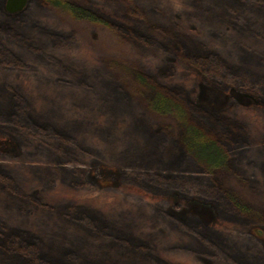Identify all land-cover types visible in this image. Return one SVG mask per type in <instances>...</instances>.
<instances>
[{
  "label": "trees",
  "instance_id": "16d2710c",
  "mask_svg": "<svg viewBox=\"0 0 264 264\" xmlns=\"http://www.w3.org/2000/svg\"><path fill=\"white\" fill-rule=\"evenodd\" d=\"M195 1L200 4V8L212 11L211 15H200V20L209 28L208 30L216 32V35L223 34L216 14L221 13L222 16L227 14L235 20L234 26L250 33L240 38L243 39L241 47L250 50L258 57H264V0ZM203 1L207 3L204 6ZM236 2L239 8L236 7ZM47 3L53 6L59 5L62 8L69 7L66 9L72 16L86 20L89 18L88 20L93 23L98 22L104 25L115 35L120 36L121 42L131 41L135 52L140 55L158 56L161 48L152 45L141 35V32L107 20L103 22L96 13L91 12L89 15L86 11L77 12L79 7L74 9L73 6L58 3L57 0H47ZM117 4L123 5L122 7L126 8L128 15L131 16L133 15L130 12L136 11L137 8L144 6L146 9V5L152 7L149 0H141V2L140 0H121ZM216 6L219 12H216ZM256 13L259 15H255ZM39 17L42 20L41 16L35 14L23 18L0 11V30L7 36L5 40L9 50L7 52L11 53L8 60L15 58L21 67H31L35 71L40 69L39 66L46 68L45 71L41 68L45 75L37 77L38 91H47L40 89L54 84L55 88L61 89H58L60 92L49 91L55 92L60 98L65 94L64 89L69 86L67 75L73 71L78 73L79 79L86 80L90 77L99 79V84L95 83V86L105 84L106 88L102 93L103 96L100 97L101 104L98 109L94 107L92 97L90 99L92 92L86 89L84 94L80 91L74 92L76 101L71 94L68 101L60 100L61 103L55 102L54 93L47 91L43 93L41 99L48 104L40 107V111L35 110L36 102L39 100L36 95L26 93L25 90L22 94L17 91L15 93V89L21 90L22 85L7 83L0 78V92H10L11 103L13 104L14 101L16 103L12 113L0 121V129L8 130L17 138L18 135L22 136V139L27 142L32 140L38 150L48 146L52 150L53 147L55 152L62 155L63 163L76 165L58 170L60 173L55 171L56 176L51 179V182L56 181L58 177L68 186L83 184L87 170L74 161H78L76 156L79 154L85 156L87 153H92L98 161H104V165H114L113 167H119L122 170L132 169L127 172V175L135 176L136 180L139 179L138 173L142 174L141 179H144L145 184L155 185V205L149 203L136 205L142 217L148 215L152 219V224H149L147 229L138 230L133 225L132 218L125 217L126 214L121 213L122 217L119 220L121 226L116 225L117 230L114 229V233H109L105 225L108 224L105 221L109 220L108 215L93 212L92 215L99 221H88L83 218L87 207L79 202L53 199L43 194V188L48 189L46 186L42 189H38V186L31 187L29 185L31 177L21 170L19 163H10L9 160L20 159L22 155H31L39 151L33 146L34 150L30 153L25 150L24 143L19 144L13 141L9 144L10 146L0 147V187L7 191L2 197L7 205L6 209L4 208V214L0 209V237L6 236L2 243L0 242V264H183L179 259L175 260L174 257H178L174 256L175 250H184L188 253L194 251L199 257L205 259V264H264V255L261 254V250L263 253L264 251L255 235L246 231L237 235L228 232L222 235L214 226L210 230L202 229L200 222L195 224L189 220L184 222L177 218L176 213H171L173 208H170L175 207L172 204L176 196L182 195L186 202L201 198L208 201L211 206H216V214L221 215L226 222L234 221L235 225L250 223H252L251 226L264 225V205L252 202L256 196L264 198V172L260 175L261 177L245 172L244 178H241L242 182L237 184L222 181L217 173L218 169H227L229 160L233 158L236 161L238 159V162L241 159L251 161L248 149L250 144L242 134H240L242 138H238L237 135L244 129L243 122L239 118H234L232 122L231 119L221 121L214 113L211 115L202 110L198 113L196 109L198 105L190 104L187 97L184 99L191 105L189 112L187 111V119H184L186 110L181 106L179 108L168 105L161 108L156 107L153 101L152 105L159 111L176 110L179 122L183 124V132L186 134L180 145L182 152L183 147L186 149L185 165L170 168L166 164L167 161L165 162L161 157V140L140 139L136 136L138 132L136 128L129 132L130 135L124 136L121 142L119 141L120 137L117 133L121 130L120 122L124 120V112L116 99V92H123L122 85L115 81L118 75H112L104 70L101 74L94 75L95 71L100 70L99 65L87 66L82 59L76 58L74 61L65 59V55L61 54L60 50L70 47L73 35L67 36L68 31L62 30L59 26V28L55 25L45 27L43 22H37ZM33 34L44 36L43 39L38 37L41 42L39 43L43 45L30 46L31 37H37ZM236 36L239 37V35ZM219 46L215 49L220 52L221 57H226L229 50ZM29 47L36 51L37 58L40 57L39 61L30 63L29 58L23 56L30 49ZM240 61L244 63L242 59ZM214 71L205 72L208 75ZM220 81L216 77L211 78V82L216 85L221 83ZM210 86L213 84L210 83ZM262 91L264 94V90ZM73 105L79 108L75 113L70 111ZM135 106H131L130 110H135ZM136 107L139 110L140 107ZM54 115L61 116V121L54 122L52 117ZM141 116L140 112H137L133 113L132 117L139 119ZM93 127L107 134L101 135L107 153L95 142L84 138ZM259 144H264V139H261ZM108 149L109 157L105 156V154L108 155ZM174 158V163L177 162L179 165L183 157ZM27 159L23 156L24 161ZM29 163L25 162V165H31L34 170L35 164ZM37 163H41L37 166L38 171L45 175H49V169L55 170L52 164L48 165L44 162L46 166H43L42 161ZM240 167L242 169V165ZM262 167L264 170V165ZM113 170L116 171L115 168ZM186 170L188 173H185ZM243 170L245 171V168ZM37 174L39 175V172ZM234 174L238 176L239 173L234 172ZM50 176H53V173ZM47 181L44 180V182ZM38 208H42L43 211H39ZM36 209L40 216L45 215L51 218L49 221L52 227L43 223L42 219L36 220L37 223L49 229L47 232H44L39 225L38 228H34V224L37 223L30 217ZM9 214H16L19 217L18 225L13 226L7 223L9 221L5 218H8ZM155 225H159L160 228L156 232ZM164 227L169 232L176 231L178 234L174 235L170 241L164 242V234H167L166 230H162ZM158 233L161 237L155 242Z\"/></svg>",
  "mask_w": 264,
  "mask_h": 264
},
{
  "label": "rangeland",
  "instance_id": "374dc122",
  "mask_svg": "<svg viewBox=\"0 0 264 264\" xmlns=\"http://www.w3.org/2000/svg\"><path fill=\"white\" fill-rule=\"evenodd\" d=\"M57 1L73 6L74 9L79 7L76 10L77 12L80 10L86 11L89 15L91 12L96 13L103 22L107 20L141 32V35L152 45L161 48L158 56L140 55L135 52L131 41L121 42L120 36L115 35L104 25L98 22L93 23L88 20L89 18L87 20L76 18L66 9L69 7L53 6L47 3V0H28L26 6L16 13L8 12L5 8L6 0H0V11L2 10L6 14L23 18L35 14L41 16L42 20L39 17L37 22H43L45 27L46 25L59 26L62 30L68 31L67 36L73 35L70 47L60 50L61 54L65 55V59L74 61L77 58L84 60L87 66L99 65L100 70L95 71L94 75L101 74L103 70L110 72L112 75H118L115 81L122 85L123 92H116V99L124 112V120L120 122L121 130L117 133L120 137L119 141H122L124 136L130 135L129 132L137 128L136 136L138 138L162 141L161 157L165 162L167 161L166 164L170 168L184 167L186 149L181 147L183 152L180 149L181 142L186 136L183 132V124L179 122L176 110L159 111L158 108L156 109L152 105V102L154 101L156 107L161 108L168 105L178 106L179 108L181 106L186 110L184 119L188 118L187 111L189 112L191 108L190 104L196 103L198 113L199 110L211 115L214 113L221 121L231 119L232 122L234 118H239L243 122L244 129L237 133L239 136L237 137L240 138V134H242L247 143L250 144L248 149L251 151H249L251 161L245 159V161H242L241 159L238 162V159L236 161L235 158L229 160L227 169H218L219 178L229 184H237L242 182L241 178H244L243 174L245 172L246 174H254L255 177H261L260 175L264 172L262 167L264 165V144H259L261 139H264V94L262 91L264 90V57H258L250 50L241 47L243 39L240 38L247 36V34L250 35L248 31L234 26L235 20L227 14L222 16L221 13H218L216 19L219 22V28L223 29L222 32L224 33L217 34V36L216 32L208 30L209 28L200 20V15H211L212 11L205 10L203 7L200 8V4L195 0H149L152 7L146 5V9L144 6L143 8H137L136 11L130 12L133 16L128 15V10L123 8V5L117 4L121 0ZM205 4L207 3L203 1V6ZM235 5L239 8L238 2ZM215 10L219 12L217 6ZM255 15L259 14L256 13ZM217 17L221 19L219 20ZM33 35L37 37H31L30 46L43 45L40 44L38 37L43 39L44 36ZM236 35H239V37ZM6 37V34L0 30V78L7 83L12 82L19 86L21 84V90L15 89V93L17 91V93L22 94V91L25 90L26 93L36 95L39 100L36 102L37 107H35V110L40 111V107L48 104L41 99L43 93L47 91L54 93L55 102L61 103L60 100L68 101L70 95L73 96L75 91L84 94L85 89L92 92L90 94L92 105H95L94 107L97 109L99 108L98 106L101 104L100 97L103 96L102 93L106 89L105 84L95 86V83L99 84V79L92 77L86 80L79 79L78 73L74 71L67 75L69 86L64 89L65 94L61 98L53 92L59 89V87L55 88L54 84H51V87L44 86L40 89L47 91H38L37 77L45 75L43 70L47 69L39 66L40 69L35 71L31 67H21L15 58L8 60L11 53L7 52L9 50L6 47ZM216 46L229 50V54H226V57H221L220 52L215 49ZM23 56L29 58L30 63L36 60L39 61L40 58H37L36 51L33 48L27 50ZM240 59L244 63H241ZM254 69L257 71L254 72ZM211 70L215 71L206 75L205 71L211 72ZM249 70L251 71L248 72ZM213 77L221 80V83L216 85L211 82ZM145 79L147 80L144 82ZM210 83L213 86H210ZM185 97L190 100V104L184 99ZM11 99L10 92H0V121L12 113L16 107L15 101L12 104ZM74 100L76 101L75 95ZM135 105L140 107L139 110ZM131 106H135V110H130ZM78 109L76 105L70 107V111L74 113ZM137 112H140V116H142L139 119H134L135 117H132L133 113ZM52 117L54 122L61 121V116L54 115ZM99 119L102 120L103 118ZM89 132L84 138H87L90 142H95L96 145L104 148L105 153H107L106 145L101 139V135H104L105 132L97 130V127L90 128ZM13 141L19 144L24 143L25 150L30 153L31 150H34V147L38 150L32 140L27 142V140L22 139V136L18 135L17 138L15 134L8 132V130L0 129V147L10 146L9 144ZM256 143L258 144L256 145ZM48 147H43L38 150L39 152H34L31 155H22L20 159L9 160L10 163H19L21 170H24L26 175L31 177L29 184L31 187L38 186V189H42L46 186L48 189L43 188V194L53 199H68L79 202L87 207L84 210L86 212L83 218L88 221L93 220L95 222L97 220L92 215L93 212L108 215L109 220H105V218L104 220L108 222L105 225L109 233H114V229L117 230L116 225L121 226V223H119L122 217L121 213L126 214L125 217L132 218L131 221L138 230H145L149 224H152V219L148 215L142 217L136 206L137 204L148 203L155 205V185L145 184L144 179H141L142 174L138 173L139 179L136 180V178L134 179L135 176L127 175V172L132 171V169L122 170L119 167H113L114 165H104V161H98L92 153H87L85 156L79 154L76 156L78 161H74L87 170L84 174L85 182L83 184L68 186L58 177L52 183L51 179L56 176L55 171L60 173L58 170L75 167L76 165L74 163H63L62 155L57 151L56 153L53 147L52 150L51 147ZM23 156L28 159L24 161ZM105 156H110L109 149L108 155L105 154ZM178 156L183 157L178 163L179 165H177V162L174 163V157ZM47 160L50 161L47 162ZM41 161L48 165L52 164V166H55V170L49 169V175L38 171L37 166H40L41 163L37 162ZM25 162L35 164L36 170H32L31 165H25ZM45 163L43 166H46ZM243 168H245V171ZM153 171L155 172V169ZM234 172L239 173L238 176ZM52 173L53 176H50ZM58 173L57 175H59ZM185 173H188V170ZM44 180L48 181L44 182ZM6 193V189L0 187V209L3 214L7 205L2 197ZM191 201L186 202L182 195L176 196L172 204L175 207H170L173 208L171 213H176L177 218L183 221L189 220L194 224L200 222L202 229L210 230L214 226L220 230L222 235L227 232L234 235L243 233V231L249 232L258 237L257 242L264 251V225L251 226L252 223L235 225L233 224L234 221L226 222V219L221 215L218 216L215 210L216 206H211L208 201L201 198ZM253 201L264 205L263 197L256 196ZM38 210L43 211L42 208H38ZM18 218L16 214H9L8 218L5 219L9 221L7 222L9 225L15 226L19 224ZM30 218H34L33 222L42 219L43 223L52 227V223L49 221L51 218L49 219L45 215L40 216L37 209L32 212ZM38 225L44 232L49 230L39 223L34 224V228H38ZM155 228V232L160 229L159 225H155ZM163 229L167 231V234H164V242L170 241L174 235L178 234L176 231L169 232L166 227ZM132 232L138 234V232ZM158 234L155 237V242L161 237V234ZM4 237L6 236L3 235ZM3 238H1V243ZM261 254L264 255L262 250ZM174 256H178L174 257L175 260L179 259L183 264H205V259L199 257L194 251L188 253L184 250H175Z\"/></svg>",
  "mask_w": 264,
  "mask_h": 264
},
{
  "label": "water",
  "instance_id": "95a60500",
  "mask_svg": "<svg viewBox=\"0 0 264 264\" xmlns=\"http://www.w3.org/2000/svg\"><path fill=\"white\" fill-rule=\"evenodd\" d=\"M28 0H6L5 8L10 13H16L20 10H22Z\"/></svg>",
  "mask_w": 264,
  "mask_h": 264
}]
</instances>
